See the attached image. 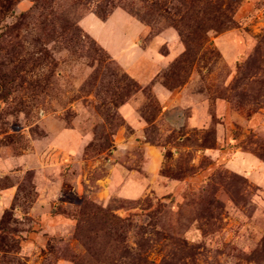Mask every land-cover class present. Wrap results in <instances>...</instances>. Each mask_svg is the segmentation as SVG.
Instances as JSON below:
<instances>
[{"label": "rangeland", "instance_id": "rangeland-1", "mask_svg": "<svg viewBox=\"0 0 264 264\" xmlns=\"http://www.w3.org/2000/svg\"><path fill=\"white\" fill-rule=\"evenodd\" d=\"M0 264H264V0H0Z\"/></svg>", "mask_w": 264, "mask_h": 264}, {"label": "crops", "instance_id": "crops-1", "mask_svg": "<svg viewBox=\"0 0 264 264\" xmlns=\"http://www.w3.org/2000/svg\"><path fill=\"white\" fill-rule=\"evenodd\" d=\"M138 31H140V27H139V25H136L132 29V35H134V33L136 34ZM132 35L130 34V36H132ZM104 46L107 48V46L105 44H104ZM108 49H110V50H116V48L112 44L109 45V48ZM142 52H144V51H142ZM152 53H153V58L152 59L149 58V60H151L153 63H155L157 67L155 69V72L153 71V72L148 73V71L146 69V71L144 73L139 74V76H142V78H139V81L141 83H143V84H146L150 80L153 79L154 75L151 76L150 74L158 72V70L164 66L163 64H165V62H167V61L169 62L171 60V58H169V60H166L167 57L159 55L156 52L155 49H153V52ZM126 67H128L129 70L132 68L131 66H126ZM149 69H150V66H149ZM134 73L136 75V73H137L136 70H135V72H131L132 75ZM155 89L158 90V92L157 91L156 92H157L158 97L161 98V99H164V98L170 96L171 94H173L172 91H168V90H166L164 88L161 89L158 85L155 86ZM128 179H127L128 181H126V185L124 187V191L122 192V195H127L129 197H137V196H140L143 193V186H142L141 182L134 184L131 181V184H129V181H130L131 178L128 177Z\"/></svg>", "mask_w": 264, "mask_h": 264}, {"label": "trees", "instance_id": "trees-1", "mask_svg": "<svg viewBox=\"0 0 264 264\" xmlns=\"http://www.w3.org/2000/svg\"><path fill=\"white\" fill-rule=\"evenodd\" d=\"M233 23V21H232V18H227V19H225L224 21H221L219 24L221 25H219L220 27H226V26H228V25H230V24H232ZM181 34V33H180Z\"/></svg>", "mask_w": 264, "mask_h": 264}]
</instances>
